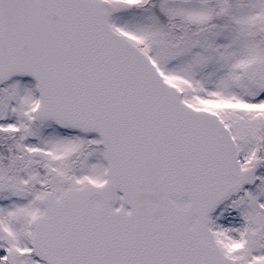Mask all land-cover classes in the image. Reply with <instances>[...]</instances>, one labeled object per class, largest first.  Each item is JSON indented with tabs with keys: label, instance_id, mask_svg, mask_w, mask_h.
Returning a JSON list of instances; mask_svg holds the SVG:
<instances>
[{
	"label": "snow or ice",
	"instance_id": "1",
	"mask_svg": "<svg viewBox=\"0 0 264 264\" xmlns=\"http://www.w3.org/2000/svg\"><path fill=\"white\" fill-rule=\"evenodd\" d=\"M0 264H264V0H0Z\"/></svg>",
	"mask_w": 264,
	"mask_h": 264
}]
</instances>
